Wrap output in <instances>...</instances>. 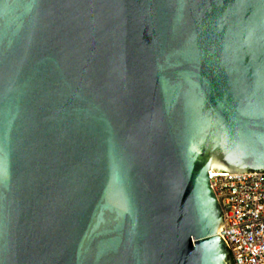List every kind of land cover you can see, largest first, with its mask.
I'll list each match as a JSON object with an SVG mask.
<instances>
[{
    "label": "water",
    "instance_id": "water-1",
    "mask_svg": "<svg viewBox=\"0 0 264 264\" xmlns=\"http://www.w3.org/2000/svg\"><path fill=\"white\" fill-rule=\"evenodd\" d=\"M211 168L264 172V0H0V264H231Z\"/></svg>",
    "mask_w": 264,
    "mask_h": 264
},
{
    "label": "built area",
    "instance_id": "built-area-1",
    "mask_svg": "<svg viewBox=\"0 0 264 264\" xmlns=\"http://www.w3.org/2000/svg\"><path fill=\"white\" fill-rule=\"evenodd\" d=\"M232 264H264V172L209 170Z\"/></svg>",
    "mask_w": 264,
    "mask_h": 264
},
{
    "label": "trees",
    "instance_id": "trees-1",
    "mask_svg": "<svg viewBox=\"0 0 264 264\" xmlns=\"http://www.w3.org/2000/svg\"><path fill=\"white\" fill-rule=\"evenodd\" d=\"M230 258H231V255H230ZM231 264H232V258H231Z\"/></svg>",
    "mask_w": 264,
    "mask_h": 264
}]
</instances>
